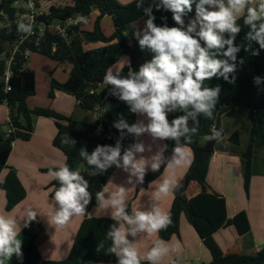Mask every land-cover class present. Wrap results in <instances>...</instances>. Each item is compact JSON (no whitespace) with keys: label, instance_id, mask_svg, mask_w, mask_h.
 I'll return each mask as SVG.
<instances>
[{"label":"trees","instance_id":"16d2710c","mask_svg":"<svg viewBox=\"0 0 264 264\" xmlns=\"http://www.w3.org/2000/svg\"><path fill=\"white\" fill-rule=\"evenodd\" d=\"M25 1L0 0V23L4 21L0 26V55L5 54L4 58L0 59V76L3 75L6 67L5 62L11 57V52L14 49L12 47L8 53L5 46H15L23 35L17 31L15 19L16 15L24 13L25 9L16 7L15 3H25ZM62 1L66 3L64 6H51L47 12H44L45 16L40 20L47 26L53 24L54 21H58L62 25L69 20H75L78 15L86 18L90 16L92 9H97L99 15L96 17L91 32L81 33L80 23L66 28L65 37L47 29L37 35V29H34L35 32L32 36L27 37L20 44L18 43L10 64V90L5 92L3 82L0 83V104L4 103L8 109V133H4L0 126V172L7 168L12 143L17 139L22 141L30 139L34 117L50 118L54 121L57 133L52 140V145L64 155V164L73 170L80 166L89 169L79 155L80 148L84 147L91 153L98 144L115 147L117 140L121 138L120 130L110 122L112 115L119 110L120 100L118 96L109 94L112 89L111 85L106 86L102 83L106 70L125 56L129 60V65L123 66L121 71L123 75H127L130 67L138 72L140 65L152 58L153 53L148 49L141 50L136 37L132 39L131 43H128L126 39L125 33L130 29L131 23L138 19L145 21L147 19L143 10L136 8V0L126 5H119L116 0ZM149 3L151 0H145V6ZM194 8L195 6H193V12L184 18L186 24L189 19L195 16ZM153 14L156 17L157 25H162L165 22L162 17H166L168 26H177L172 19L171 12L153 9ZM105 16L110 17L113 25L112 34L109 36H106L100 27V21ZM237 23L241 25L242 31L236 36L235 44H245L244 36L248 29L243 25V16L237 20ZM252 46L254 49L259 48L255 42H252ZM27 52L45 56L58 64H68L70 66L68 78L61 84L52 81L48 97L52 98L55 90L69 94L74 97L80 110L84 112L96 111V118L88 123H79L80 129H78L76 128L78 123L71 117H65L49 109H28L26 99L35 93V75L31 70L25 68ZM241 61L243 62L241 63ZM234 75L235 83H228L223 78H212L205 81V86L219 85L221 87L214 119L199 117V131L192 137L191 143L186 145L191 152L192 160L180 180L182 186L173 193L172 203L168 210L172 222L166 230L159 231L157 235L163 241H168L172 236L177 235L179 218L184 215L210 254L211 260L208 264H264V248L254 256L241 253L224 254L212 237V233L224 221L222 211L193 214L189 209L186 197V190L190 182L200 184L206 182L210 158L217 140L205 141L203 138L210 135L213 128L220 130L221 117H233L234 110L238 108L248 110L250 115L254 112H264V84L257 86L253 82V78L256 76L264 78V50H260V54L254 56L251 52H246L241 48L237 54V70ZM106 104L110 105L107 112L104 110ZM180 114L182 113L170 114L169 120ZM66 137L74 139L76 145L62 143ZM133 137H135L133 134L124 130L123 138L130 140ZM230 139L232 141L235 139L234 144L239 145L237 132ZM248 139L247 147L241 153L243 187L246 195L249 189L253 159V129ZM164 142L167 147L163 155L170 157L175 147V141L169 139ZM115 169L116 166L113 165L105 173L90 175L88 190L92 193V200L87 207V212L97 205L95 194L102 190ZM163 170L162 167L158 172H148L144 183L136 186V192L147 187L149 183L160 176ZM50 187L54 192L59 187V182L53 179ZM0 188L5 193L6 211H10L25 197L24 189L13 171L6 173L0 183ZM112 223L114 222L84 218L75 234L67 257L60 261L43 260L35 245V236L24 230V234L28 236V242L21 247L22 255L13 254L8 259V264H118L117 257L108 253L111 241L106 240V233ZM224 225L234 226L239 235L249 231L244 212L225 221ZM102 241L104 247L98 251V244ZM141 264H148V262L141 261Z\"/></svg>","mask_w":264,"mask_h":264},{"label":"clouds","instance_id":"9594fccd","mask_svg":"<svg viewBox=\"0 0 264 264\" xmlns=\"http://www.w3.org/2000/svg\"><path fill=\"white\" fill-rule=\"evenodd\" d=\"M193 6L195 16L186 24L184 18L193 12ZM29 7H34L31 0ZM136 8L142 9L147 19L143 32L137 29L134 36L141 50L146 48L153 53L152 58L140 65L138 72L130 67L127 75L113 65L106 70L102 83L112 86L109 94L124 101L130 112L147 118L146 123L138 120L129 125L119 115L113 126L120 130L121 140L124 130L136 137L148 134L153 140L170 139L175 141L172 155H163L165 145L154 155H140L137 158L138 153L151 152V145L146 148L143 143L137 142L122 152L120 140H117L115 147L98 144L91 153L82 147L79 155L89 167V175L105 173L115 165L128 173L126 183L133 186L126 188L119 185L116 190L110 191L106 185L95 194L97 211L105 212L115 221L106 233V240L111 241L108 253L117 257L118 264H141L142 260L148 264H162L165 257L178 250L176 246L157 240L146 254L141 255L137 242L130 241L128 237L131 235L135 238L141 233L149 236L166 230L171 224V214L161 209L160 200L182 186L174 170L185 162V148L199 131V117L214 119L219 102L221 87L205 86V81L223 78L228 83H235L237 54L241 48L254 56L264 50V0H151L147 6L145 0H136ZM153 9L171 12L177 26H168L166 17H162L165 21L162 25H157ZM241 16L248 30L244 36L246 43L237 45L236 36L242 31L237 20ZM27 18V22L24 16L17 20V31L32 36L35 18ZM77 22L86 24L87 20L78 15ZM252 42L258 44L259 48L254 49ZM124 63L129 65L126 58L116 62ZM253 82L259 86L264 84V78L256 76ZM109 108L110 105L106 104L105 112ZM170 113L182 114L169 120ZM222 132L223 129L213 128L211 134L203 139L219 140ZM62 143L76 145V141L70 137L64 138ZM162 167L173 170V174L162 175L149 184V189L154 190L148 192V210L133 206L129 213L128 191L142 185L149 170L158 172ZM46 175L59 182L52 197L54 206L48 220L51 225L62 228L73 217L91 216L87 207L91 203L92 193L88 190L89 181L81 175L80 169L73 170L67 164H62L55 170L50 168ZM38 215L31 207L24 209L23 227H28ZM19 231L21 225L15 216L0 214V264H5V260L13 254L22 255V241L16 238ZM103 247L102 241L97 250Z\"/></svg>","mask_w":264,"mask_h":264},{"label":"crops","instance_id":"0c3cea01","mask_svg":"<svg viewBox=\"0 0 264 264\" xmlns=\"http://www.w3.org/2000/svg\"><path fill=\"white\" fill-rule=\"evenodd\" d=\"M128 1L131 2L133 0H127L126 4L130 3ZM37 2L39 1L37 0ZM98 15L99 11L97 9H92L90 16L86 17V20L91 18V16L97 17ZM73 22H76L75 25H78L77 18L73 20ZM52 23L55 25L58 24V21ZM69 23L70 21H67L62 23V25L67 26ZM84 24L85 23H80L79 29H81L82 32H91L85 31ZM136 25L140 27L137 28L135 27ZM144 28V19H138L131 23L130 29L125 33L127 42L131 43L132 39L135 37L134 32L137 29L143 32ZM5 47L6 52L8 51L9 53L14 46ZM28 53L31 52L26 53L25 68L31 70L35 75V93L33 96L26 99V107L30 110L38 108L49 109L65 117H71L78 123L76 125L78 129H80L79 123L93 121L96 118V111L84 112L80 110L73 96L55 90L53 97H48L51 80L55 81L54 79L50 81L46 79V82H43L44 84H42L43 86L40 89V95L38 94L36 86V69L33 67V60L34 63L43 66L40 71L46 72V76H50L48 73L49 70L54 67L53 64H51L54 63V61L40 55L47 60L32 56L31 64H27ZM4 56V53L1 54L0 59H3ZM66 68L67 70L63 71L64 75L60 77V81L55 82L61 84L66 81L69 74V66ZM2 82L3 76H0V83ZM236 110L237 109L234 110V116ZM244 110L248 111L246 109ZM119 115H122L129 125L136 123L138 120H144L145 123L147 122L146 117L130 112L129 106L121 100L119 101V110L112 115L110 122L115 124L119 119ZM254 115L257 117L258 124L264 126V112H254L252 116L253 121ZM234 116L231 117L230 120L235 119ZM250 120L241 122L244 129L246 125L247 131L252 129L251 123L254 125V122ZM7 122L8 109L3 103L0 104V126L6 134L8 133ZM219 124H221V121ZM228 130L229 133L222 132V138L217 140L215 144L213 154L210 158L206 182L204 184L197 182L189 183L186 190L187 202L193 214H203L215 210L222 211L224 221L215 229L212 233V237L224 254L241 253L254 256L258 251L264 248V133L257 136L254 134V138L256 139L255 142L260 152H258V159L253 155L252 165L254 168V175L250 177L248 194L246 195L243 191V178L241 174V153L243 151L239 149L240 142H242L240 138L241 131L235 128H228ZM236 132L238 133L239 143L237 146L233 142L235 139H233V141L230 139ZM56 133L57 129L52 119L34 117L33 132L30 139L28 141L17 139L12 143V149L7 160V168L0 172L1 183L6 173L8 171H13L17 175L25 192L24 199L10 211H6L5 193L0 188V214H11L20 222L21 231L18 232L16 238L22 241V246L28 242V236L24 234V230H27L35 236L34 242L38 252L42 259L46 261H60L67 257L75 234L84 218H95L97 220L115 222L111 220L110 216L105 212L97 211V205L88 211V214L91 216L73 217L69 223L62 228L51 225L48 222L54 206V201L52 199L54 192L50 187L54 178L46 174L50 168L57 169L60 165L65 163L64 155L52 145V140ZM119 140L121 141L122 152L124 149L137 142L143 143L146 148L151 145V152L146 151L143 154L138 153L137 158H139L140 155L146 157L154 155L160 148L165 146L164 140H153L148 134H144L140 137L135 136L130 140L125 138L122 140L119 138ZM185 153L186 159L183 166L174 170V174L179 181L187 171L192 160L191 152L187 147L185 148ZM78 169L81 170V175L84 176L86 180L90 178L89 169L84 166H80ZM148 172L151 171L149 170ZM171 174H173V170L164 169L159 177ZM127 177L128 173L116 167L106 185L110 191L116 190V186L119 185H124L126 188H133L132 185L126 183ZM149 184L147 187L142 188L145 192L142 189L136 192L137 185L133 190L130 189L128 191L129 213H131L133 206L140 207V210H148L150 201L148 192L154 190L149 189ZM172 199L173 194L163 197L160 200V207L163 211L168 212ZM28 207L36 210L39 215L28 227H23V213L24 209ZM240 212L245 213L249 226V231L242 235L237 233L234 226L224 225L225 221L231 220ZM141 236H143V239H141ZM128 239L137 242V248L141 255L146 254L157 240H161L158 238L157 233L149 236L141 233L135 238L129 235ZM165 242H168L172 246H176L178 250L165 257L162 264H208L211 260L207 248L184 215H181L179 218L178 234L172 236ZM142 261L147 262L146 260ZM5 264H8V259L5 260Z\"/></svg>","mask_w":264,"mask_h":264},{"label":"rangeland","instance_id":"374dc122","mask_svg":"<svg viewBox=\"0 0 264 264\" xmlns=\"http://www.w3.org/2000/svg\"><path fill=\"white\" fill-rule=\"evenodd\" d=\"M38 1L39 2H37L36 6L38 8H40L41 10H43V12H47L49 7H51V6H64L66 4L62 0H38ZM116 1H117V3L119 5H126V2H127V0H116ZM128 2H130V1H128ZM15 6L18 7V8H23V9L26 8V5L21 3V2L17 3V5H15ZM95 20H96L95 16L94 17L91 16V18L87 19V23L83 25L85 31H92ZM2 22H4V21H2ZM2 22L0 23V26L3 24ZM100 27H101V29H102V31L104 32L105 35L109 36V35L112 34L113 26H112V21H111V19L109 17H105L103 20L100 21ZM135 27L139 28L140 26L136 25ZM80 32L82 33L81 29H80ZM32 56L40 58V59L47 60L45 57H41L40 55L31 52V53H28L27 64H31ZM122 58H126L128 60V58L125 57V56L122 57ZM50 62H52V61H50ZM45 64H47V63H45ZM45 64H44V66H45ZM51 64H53L54 67L51 70H49L48 75H50L51 76L50 77V76H46V72L45 73H44V71L41 72L40 70L42 69L43 66H41L40 64L34 63V60H33V65H34L33 67H34V69H36L37 92H38L39 95H40V89L43 86L42 84H44L43 82H46V79L48 81H50L51 79H54L55 81H60V77H62L64 75L63 71H66L67 70L66 67L69 66L68 64H65V63L58 64V63L54 62V63H51ZM125 65H127V64L126 63H124V64H115V66L119 67L120 69L123 66H125ZM69 71H70V66H69ZM113 73L115 74V68H113ZM51 81H53V80H51ZM253 114L250 115L249 111H245L244 109L238 108L235 111V116H234L235 119L230 120L231 117H221V119H220V121H221L220 128L223 129L224 133H229L228 128H233V129L235 128L238 131H241L240 138H241L242 142H240L241 144H240L239 149L242 150L243 152L245 151V149L247 147V144H248V140H249L248 137L250 135L249 133L252 132V129H253V139H254L253 155H254V157H257V159H258V154H259L258 152H260V151L258 149V146L256 145V142H255L256 139L254 138V134H256V136H257V135H261L262 133H264V126L258 124L257 117H255V115H254V121H253V118H251L253 116ZM250 118H251L252 122H254V125H252V123H251V128L252 129H250V131L249 130L247 131L246 130V125L244 126L245 127V129H244L243 125L241 124V122L242 121L243 122H247V121L250 120ZM247 134H248V137H247ZM246 137H247V140H246ZM252 163H253V159H252ZM253 170H254V168H253V165H252L251 176L254 175V171ZM241 174L243 176V171H242ZM242 186H243V184H242ZM243 191H244V187H243Z\"/></svg>","mask_w":264,"mask_h":264},{"label":"built area","instance_id":"2783aa9c","mask_svg":"<svg viewBox=\"0 0 264 264\" xmlns=\"http://www.w3.org/2000/svg\"><path fill=\"white\" fill-rule=\"evenodd\" d=\"M22 3V2H21ZM26 5V8H25V12L24 13H20V14H17L16 15V19H15V22H17V20L21 17V16H24L25 17V22H27V17H34L35 18V22H34V25H33V32H35L34 29H37V35H40L44 29H47L49 30L50 32L52 33H55V34H60L61 36H64L65 37V30L66 28H68V26L72 25L74 26L76 24V22H73V20H69L70 23L67 25V26H62L60 24V22H58V24H51L49 26H47L43 21H41L40 19L42 17L45 16L43 10H41L40 8H38L36 5H37V1H34V0H31V4L34 6V7H29V0H26L25 3H23ZM15 5H17V3H15ZM27 37H29L27 34H24L22 35V38L20 39V41L18 42L19 44L25 40ZM18 43L14 46V49L12 50L11 52V57L8 58L5 62V70L3 72V86H4V91L7 92L10 90V85H9V80L11 78V70H10V64H11V61H12V56L14 54V52L17 50V45Z\"/></svg>","mask_w":264,"mask_h":264}]
</instances>
